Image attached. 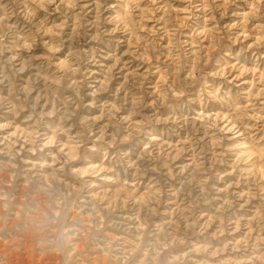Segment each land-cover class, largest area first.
<instances>
[{"label": "rangeland", "instance_id": "374dc122", "mask_svg": "<svg viewBox=\"0 0 264 264\" xmlns=\"http://www.w3.org/2000/svg\"><path fill=\"white\" fill-rule=\"evenodd\" d=\"M0 264H264V0H0Z\"/></svg>", "mask_w": 264, "mask_h": 264}]
</instances>
